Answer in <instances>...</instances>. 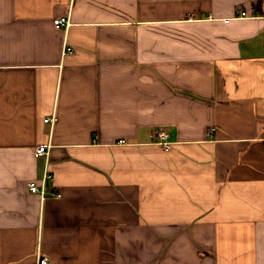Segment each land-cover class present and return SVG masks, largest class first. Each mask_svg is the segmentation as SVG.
<instances>
[{
    "label": "crops",
    "instance_id": "crops-1",
    "mask_svg": "<svg viewBox=\"0 0 264 264\" xmlns=\"http://www.w3.org/2000/svg\"><path fill=\"white\" fill-rule=\"evenodd\" d=\"M40 256L264 264V0H0V264Z\"/></svg>",
    "mask_w": 264,
    "mask_h": 264
},
{
    "label": "built area",
    "instance_id": "built-area-1",
    "mask_svg": "<svg viewBox=\"0 0 264 264\" xmlns=\"http://www.w3.org/2000/svg\"><path fill=\"white\" fill-rule=\"evenodd\" d=\"M244 14V13H243ZM55 24L57 26H66L69 27L71 25V22L69 20L68 17H64V18H57L54 20ZM74 52V48L71 46H66L63 49V55H68V54H72ZM45 123L50 124L51 126L54 125V122L56 121V117L55 116H51V117H46L45 118ZM158 136L160 138H165L166 134L165 132H160L158 134ZM51 148H52V144L49 143L47 145H40L37 146L35 148V156L36 157H45L46 158V164H45V169H44V173L43 176L41 178V184H37L36 182H31L29 184L30 190L34 193H39L42 197L44 196L45 193V183L48 179H52L53 175L49 170V156H50V152H51ZM57 196H61L60 194H57ZM36 264H50L48 258L46 257H38L37 263Z\"/></svg>",
    "mask_w": 264,
    "mask_h": 264
}]
</instances>
